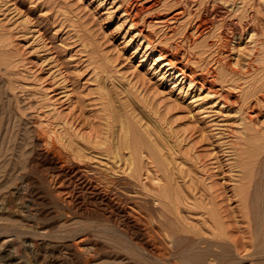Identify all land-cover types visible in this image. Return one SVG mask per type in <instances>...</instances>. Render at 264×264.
<instances>
[{"label":"rangeland","instance_id":"rangeland-1","mask_svg":"<svg viewBox=\"0 0 264 264\" xmlns=\"http://www.w3.org/2000/svg\"><path fill=\"white\" fill-rule=\"evenodd\" d=\"M159 49L195 82L167 71ZM262 94L264 0H0V264H120L127 253L155 264L120 212L81 187L73 170L62 179L52 166L67 157L66 167L128 178L126 158L136 149L146 164L147 147L176 178L177 211L168 219H180L168 227L181 233L171 236L177 249L152 234L149 216L124 205L142 215L147 249L159 247L166 264H186L190 239L222 240L225 259L203 264H259L252 254L264 240ZM6 247L16 260L4 262Z\"/></svg>","mask_w":264,"mask_h":264},{"label":"bare ground","instance_id":"bare-ground-1","mask_svg":"<svg viewBox=\"0 0 264 264\" xmlns=\"http://www.w3.org/2000/svg\"><path fill=\"white\" fill-rule=\"evenodd\" d=\"M125 12L127 13L126 17H130L131 24H135V21L131 18L132 15L129 14L130 12H128V9H125ZM138 30L140 31V29H138ZM146 40H147V44H150V45L152 44V42H151V40L149 38L146 39ZM157 59L163 60V62H162L161 65L162 66H166L167 71L168 70H171V71H174V72L175 71H178V73L180 75H182L183 78L184 77L188 78L189 81H190V83H194L195 82V79L196 78H194L190 73L185 72L184 69H182L180 66H178L177 63L175 62L174 57L172 55L169 56L164 50L162 51V49H159V56L157 57ZM197 81L199 82V80H197ZM202 82H199V85L201 86V88L204 86V84ZM204 88L208 91L207 94L209 93L211 96L218 94L217 90H215V89H211L209 87L208 88L204 87ZM254 92H256V91H254ZM262 95H263V98H264V94H262ZM262 95H261V97H262ZM208 97H209V95H208ZM220 98L222 99V97H220ZM258 99L261 100L260 98H258ZM218 100H219V98H218ZM252 107H250V108H252ZM254 107H256V106H254ZM262 139H264V137ZM134 142H136V144H138L137 143L138 142L137 140L134 141ZM129 144H131V140L128 141V146L131 147ZM133 144H132V147H133ZM262 144H264V143H262ZM126 146H127V142H126ZM262 146L263 147H262V151L261 152H264V145H262ZM128 149H130V148H128ZM134 150L136 151V149H134ZM134 150L131 151L130 156L126 158L127 161H128L127 162L128 163L127 166H129L130 167V171H132V172L128 173V175H129V177H131L132 179H134V182H132L133 180L131 178H129V177L128 178L127 177H122L121 175L116 176V175H114V172H111V171H109L107 169H99V168H97L95 166H92V165H89V164H84V165L82 164V166L81 165L80 166H69L68 165L66 167V163L67 162H68V164H70L69 163L70 160L68 161V158L67 157H64V160L62 159L61 162H59L57 160L53 161V165L52 166L55 169V172L58 173V175L59 174L61 175L62 179L65 178V177H68L69 172H71V170H73L74 172H72V173L75 175L76 179L79 181L81 187L87 189L92 195L98 197L100 200L104 201L105 203L111 204L110 205L111 207L113 206L118 212L121 213L120 215L123 216V218L127 222V224H130V225H132L133 227H135L137 229V233L139 232V235L141 236V239L143 240L142 244H140V242H139V244H140L139 248L141 250L145 251L144 252L145 254L144 253H142V254H144L146 256H149L150 258L156 260L157 262L155 261L156 262L155 264H166V262L164 261V257L167 256V255H164L163 252H161V251L160 252L159 251H155L156 249L154 250V248H157V247H153L151 245L152 248H153V250H152L151 247H150L151 249L150 248H149V250L147 249V247L150 246V244H149L150 242L148 240H150L149 238H151V237H149V238L147 237L146 238L144 234L147 231L149 232V230H151V232H153L152 234H154V235L156 234L155 236H158L161 233L165 238H167V239L169 238L168 241H170L172 243V245L173 244L175 245V243L177 242V240H175L176 242L174 243V240L173 239H177V238H173L172 237L173 238L172 239L171 236H174V235L175 236L176 235L178 236L181 233L178 234V232H176L175 230H173V231L171 230L172 227H168L170 225V224H168V222L170 223L171 220L173 221V219L177 218V216H178L177 215L175 218H173V219L170 220V218L173 217V216H171L168 219V217L170 216L168 213H172L173 214L174 213V208L176 209V206L175 205L178 203V201L176 200V198L173 197V194H172V191H171L177 185L176 180H175L176 178H175V176H173L170 168L168 167V165L164 161V158L162 157V154L158 150H155L154 148L151 149V147H147L145 149L146 150V153L148 154V161L146 162V164L145 163L142 164V163H140V161H137L139 159V157H137L136 152ZM129 152H130V150H129ZM258 165H259L258 166L259 167V170L260 171L263 170V171H261V173H262V175L264 177V153H263V156L258 160ZM125 174H126V172H125ZM123 175H124V172H123ZM125 176H127V175H125ZM262 183H263V179L262 178H260L259 180H257L255 182V187H256L255 188V192H254L255 193V196H257L260 193V189H261L260 186L262 185ZM175 200L177 201V203H176ZM255 201H256V199H255ZM127 204H131L133 207H136L137 209L141 210L145 215H147V217L149 216L148 217L150 219L149 227L153 226V228H150L149 230H147L146 228L144 229V227H141V224L139 223V221L140 222L142 221L141 220L142 219L141 218L142 215L139 214L141 217H138L135 214H133L131 211L126 210V208H125L124 205H127ZM0 209H1V207H0ZM176 211H177V209H176ZM133 212H135V211H133ZM137 212H139V211H137ZM256 214H258V213H256ZM175 215L176 214L174 213V216ZM167 219H168V221H167ZM178 219H180V218L178 217L176 220H178ZM141 223L144 224V222H141ZM144 226L145 227L147 226L146 223H145ZM76 227L78 228L77 225H76ZM84 227H82V228H84ZM91 228L93 229L92 226H91ZM107 228L112 232V235H113V237H112V240L113 241L110 240V239L109 240L114 243V240H116V237H117L115 235L116 232L114 231V229L111 226L110 227L108 226ZM100 229H101V227H100ZM169 229L171 230V232H169L170 231ZM206 229H208V228H206ZM28 230H30V228ZM21 231H23V230H21ZM73 231H75V230H73ZM83 232H84V230H83ZM106 233L107 232H105V234ZM105 234L103 236L106 237L110 233L109 234L107 233L106 235ZM146 236H148V235H146ZM216 236H219V235L216 234ZM188 238H190V237H188ZM255 238L257 239V237H255ZM118 239H120V238H118ZM118 239H117V241H118ZM153 239L155 240V238H153ZM184 239H185V241L187 240L186 239V236H185ZM121 240H119V242ZM180 240L182 242V239H180ZM121 242L123 243V241H121ZM121 242H120V245H118L119 248L121 247ZM6 243H8V241ZM116 243L119 244L118 242H116ZM201 243H203V244L201 245ZM257 243L261 244L262 246H261V248L254 249V252H253L252 255H254V256H258L259 255L261 257V261L259 262V264H264V240L262 242L261 241H258ZM103 244L105 245V243H103ZM153 244H154V242H153ZM126 245H128V244H125V246ZM135 245H137V244H135ZM164 245L167 246L166 244H164ZM113 246L116 247L115 244ZM113 246H111V247H113ZM68 247H69L68 249L70 250V252L73 253V254H78V253L80 254V249L82 248L81 246H79V242H71V243H69V246ZM111 247H110V250L109 251L112 252L111 249H113V248H111ZM161 247H163V246L161 245ZM107 248L109 249V246ZM121 248H123V247H121ZM158 248H157V250H158ZM176 248H177V246H176ZM176 248L173 246V248H171V249L175 250ZM184 248H185V250H184ZM184 248L182 249V251H185V252H183V256H184V258L186 260L185 262H187L186 264H188V263H190V264H203V262L205 261V259L207 257L208 258L210 257L211 259H215V260H218V262L219 261L221 262L222 260L225 259L224 258V255H225V253L227 251V246L223 243L222 240L221 241H218V240L206 239V238H197V239L196 238L195 239L192 238V239H190V242L187 244V246H184ZM216 248H218V249H216ZM89 249H90V247H89ZM116 249H117V247H116ZM166 249H168V248H166ZM84 250H86V249L84 248ZM101 250H102V248H101ZM114 250H115V248H114ZM87 251H88V249H87ZM113 252L121 253V251H117V250H115ZM126 252H129V251H126ZM126 252L124 254H126ZM175 252H177V251L175 250ZM179 252L181 253L180 250H179ZM2 253H3V256L6 257V259H4V262H7L8 263L11 260H16V256H15L16 253H13V251H11L10 248H7V247L4 248L3 251H2ZM84 253H87V252L84 251ZM168 253H166V254H168ZM173 253H174V251H173ZM180 253H179V255L181 256L182 253L181 254ZM116 254H115L116 257L113 256L114 258H118ZM131 254H133L134 256L131 255ZM131 254L130 253H127L126 256H123L122 255L123 257L120 258L121 260H123L122 263L126 262V264H129V260H130L129 258L130 257H131V259L133 258L132 259L133 260L132 264H135L134 261H136V262L139 263L138 259L135 258L136 257L135 255H137V254H134V253H131ZM142 254L141 255L139 254V255L140 256H143ZM90 255H92V254H89V257H90ZM171 255H173V254L171 253ZM175 257H177V256H175ZM147 258L148 257H146V259ZM119 260H118V262H119ZM121 260H120V262H121ZM154 260H152V261H154ZM170 260H172V259H170ZM182 260H184V259H182ZM141 261H142V258H141ZM93 262L92 263L90 262V264H97L98 263V261L96 262V260H95L96 263L95 262L93 263ZM150 262H151V260H150ZM167 262H169V261H167ZM82 263H84V262H82ZM88 263H86V264H88ZM102 263H104V262H102ZM122 263H120V264H122ZM150 264H153V263L151 262Z\"/></svg>","mask_w":264,"mask_h":264}]
</instances>
